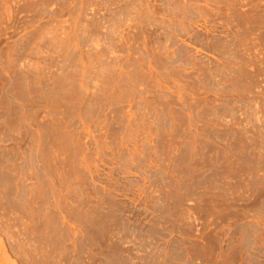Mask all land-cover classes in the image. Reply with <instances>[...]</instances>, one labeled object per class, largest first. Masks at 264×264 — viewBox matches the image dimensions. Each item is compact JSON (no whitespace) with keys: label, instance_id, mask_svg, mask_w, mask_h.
I'll list each match as a JSON object with an SVG mask.
<instances>
[{"label":"rangeland","instance_id":"374dc122","mask_svg":"<svg viewBox=\"0 0 264 264\" xmlns=\"http://www.w3.org/2000/svg\"><path fill=\"white\" fill-rule=\"evenodd\" d=\"M0 264H264V0H0Z\"/></svg>","mask_w":264,"mask_h":264}]
</instances>
